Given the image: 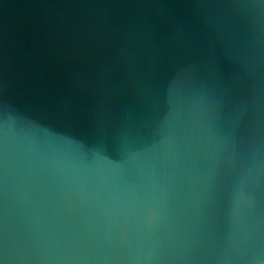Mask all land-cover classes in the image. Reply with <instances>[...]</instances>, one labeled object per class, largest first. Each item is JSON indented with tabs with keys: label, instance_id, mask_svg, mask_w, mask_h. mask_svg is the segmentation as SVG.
Instances as JSON below:
<instances>
[{
	"label": "water",
	"instance_id": "1",
	"mask_svg": "<svg viewBox=\"0 0 264 264\" xmlns=\"http://www.w3.org/2000/svg\"><path fill=\"white\" fill-rule=\"evenodd\" d=\"M3 264H264V0H0Z\"/></svg>",
	"mask_w": 264,
	"mask_h": 264
},
{
	"label": "snow or ice",
	"instance_id": "2",
	"mask_svg": "<svg viewBox=\"0 0 264 264\" xmlns=\"http://www.w3.org/2000/svg\"><path fill=\"white\" fill-rule=\"evenodd\" d=\"M0 264H3V262H2V261H0Z\"/></svg>",
	"mask_w": 264,
	"mask_h": 264
}]
</instances>
